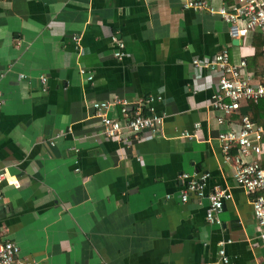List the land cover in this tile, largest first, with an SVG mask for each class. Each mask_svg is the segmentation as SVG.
<instances>
[{
	"label": "crops",
	"instance_id": "0c3cea01",
	"mask_svg": "<svg viewBox=\"0 0 264 264\" xmlns=\"http://www.w3.org/2000/svg\"><path fill=\"white\" fill-rule=\"evenodd\" d=\"M185 1L0 0V236L20 259L264 264L254 193L235 183L216 139L227 126L209 104L214 78L192 64L225 48L230 62L260 74L263 37ZM112 37L124 43L120 58ZM115 97L162 115L161 135L100 133L91 103ZM238 117L228 116L235 128ZM182 172L209 174L203 196L181 201ZM215 185L231 194L219 224L205 217Z\"/></svg>",
	"mask_w": 264,
	"mask_h": 264
},
{
	"label": "built area",
	"instance_id": "2783aa9c",
	"mask_svg": "<svg viewBox=\"0 0 264 264\" xmlns=\"http://www.w3.org/2000/svg\"><path fill=\"white\" fill-rule=\"evenodd\" d=\"M183 6L217 14L230 26L242 20L243 26L238 30L239 34L244 35L248 31L257 30L263 37L261 46L263 70L260 74L250 71L244 59L230 62L225 48L210 57L200 60L194 58L192 64L195 69H207L214 78L216 88L210 95L209 104L220 113L215 117L216 124L227 126V129H219L216 135L223 162L231 165L235 183L248 193H254L251 198L252 214L260 229L258 236L264 242V117L261 123L255 122L250 112L241 110L243 106L248 107L250 102L264 104V0H236L233 4H222L217 8L211 6L209 0H186ZM112 39L116 45L114 56L120 58L123 55L124 43L114 37ZM80 73L84 74V69L81 68ZM91 78L90 74L85 76L86 80ZM39 79L43 84L46 81L41 75ZM150 100L151 98L146 99L145 102ZM3 102L0 90V112ZM91 106L99 118L100 133L107 137L126 140L140 133L161 135L162 115L153 113L145 115L141 111L140 102L115 97L112 100L93 101ZM117 108L119 115L111 114ZM234 112L239 114L236 128L233 122L228 120V116ZM181 134L190 137L187 132ZM74 170L77 172L79 169L76 166ZM4 175L5 173L0 170V182L5 178ZM208 175L206 172L180 173L178 177L183 182V187L179 191L181 201H186L192 193L197 197L203 196ZM230 196L227 189L218 185L208 193L205 217L209 223H220L217 214ZM1 201L0 189V203ZM219 255L224 263L229 262L223 248L219 249ZM0 264H35V261L20 259L18 245L0 236Z\"/></svg>",
	"mask_w": 264,
	"mask_h": 264
},
{
	"label": "trees",
	"instance_id": "16d2710c",
	"mask_svg": "<svg viewBox=\"0 0 264 264\" xmlns=\"http://www.w3.org/2000/svg\"><path fill=\"white\" fill-rule=\"evenodd\" d=\"M260 55H261V52H260ZM261 103H257V104L252 103V102L249 103L250 109L252 111L251 117L255 122H261V120L263 121V118L260 117L263 113V108H262L263 104H261Z\"/></svg>",
	"mask_w": 264,
	"mask_h": 264
},
{
	"label": "water",
	"instance_id": "95a60500",
	"mask_svg": "<svg viewBox=\"0 0 264 264\" xmlns=\"http://www.w3.org/2000/svg\"><path fill=\"white\" fill-rule=\"evenodd\" d=\"M236 42H237L236 39H234V40H233V43H236Z\"/></svg>",
	"mask_w": 264,
	"mask_h": 264
}]
</instances>
